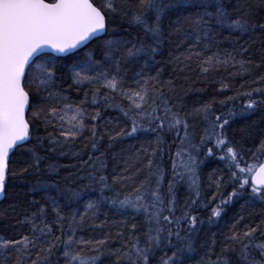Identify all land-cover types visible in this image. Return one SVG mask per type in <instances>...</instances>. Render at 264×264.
Wrapping results in <instances>:
<instances>
[{
    "label": "snow or ice",
    "instance_id": "6c2138e0",
    "mask_svg": "<svg viewBox=\"0 0 264 264\" xmlns=\"http://www.w3.org/2000/svg\"><path fill=\"white\" fill-rule=\"evenodd\" d=\"M259 6H264V0L259 4L254 0H0V197L15 179L41 172L46 157L39 150L45 140L47 152L71 154L79 161L63 165L71 169L63 177L55 165L44 169L52 182L33 185L32 191L43 192V202L30 201L34 210H26L20 221L27 232L19 239L0 242V258L5 264L9 258L14 264H61V256L63 264H98L108 237L85 239L80 233L87 226L103 227L96 219L105 204L123 210L132 220L130 224L125 221L127 235L123 229L116 234L122 241L115 250L117 264H187V257L195 251L197 225L203 224L193 211L197 205L207 207L201 201L198 170L203 161L198 156L213 141L222 153L219 159L225 161L228 178L213 181L217 191L212 200L218 195L221 198L211 208L209 223L221 217L222 205L244 195L250 197L249 203L264 205V162H260L264 142L258 149L260 155L253 153L252 162L245 161L242 147L225 134L229 119L216 115L211 102L183 111L177 86L171 79L163 81L162 70L157 68L165 40L176 34L191 41L182 62L196 59L202 73L223 67L236 68L232 76L251 75L253 68L264 66V56L258 62L245 59L249 50L242 44L236 43L224 55L205 56L204 52L219 44L217 36L224 31L229 38H251L257 29L264 32V17L255 19ZM174 10L179 11L175 27L170 23L166 33L165 19ZM117 18L128 26L120 34L112 26ZM80 52H84L83 58ZM68 60L72 61L70 87L78 92L87 87L76 102L62 87ZM246 84L249 82L244 81L241 88ZM228 87L222 83L221 90ZM237 96L246 98L241 114L264 105V74L254 77L249 88ZM109 108L118 110L125 121L98 124L101 110ZM228 115L235 113L230 109ZM190 119L207 125L198 142L196 125ZM38 125L46 136L39 134ZM140 134L152 135L124 161L122 171L111 177L105 174L104 153L94 156L104 137L111 147L116 140ZM167 134L173 135L177 147L174 155L167 147L171 179L165 190ZM78 140L91 149L87 160L73 148ZM214 154L213 147L206 148V156ZM181 182L191 195L178 206L176 188ZM117 185L128 191L118 190ZM225 186L232 188L226 197L220 191ZM88 192L99 195L85 198ZM257 231L264 236V221L255 227L246 225L242 234L233 225L225 238L240 246L239 255L246 264H264V242H256ZM215 244L213 236L212 249ZM85 249L96 255H86ZM228 250L226 243L215 260L209 255L200 264H228L223 255ZM253 250H258L260 260L251 255ZM4 252L10 257H4Z\"/></svg>",
    "mask_w": 264,
    "mask_h": 264
},
{
    "label": "trees",
    "instance_id": "16d2710c",
    "mask_svg": "<svg viewBox=\"0 0 264 264\" xmlns=\"http://www.w3.org/2000/svg\"><path fill=\"white\" fill-rule=\"evenodd\" d=\"M254 2L259 4V0H254ZM256 13L255 19L259 21L264 17V6L257 7ZM178 14L179 11L174 10L169 13L168 17L165 19L164 28L166 33L168 32L170 23L175 27V20ZM184 14L186 15L187 13L185 12ZM112 26L116 29L118 34L121 33V28L128 27L120 18H117ZM128 30L132 31L130 28ZM133 34L135 35L134 32ZM217 40L219 44L205 51V56L217 52H219L220 55H224L226 51L232 52L236 43L242 44L248 48L249 51L245 54V59L251 57L252 60L258 62L261 56H264V32H261L259 29L251 34V38H249L248 35L243 37L235 35L229 38L228 32L224 31L217 36ZM190 46L191 41H183L181 37L176 34L171 35L170 41L167 39L165 40L162 52L157 57L159 60L157 68L162 70L161 79L163 81L171 79L177 86L179 96L182 98L183 111L191 112L194 107H199L202 104L211 102L212 111L216 115H222V118L227 117L229 119L228 125L225 126V134L228 140L237 147H242L245 161L252 162L251 157L253 153L259 156V146L264 142V105L259 106L254 111H250L248 114H241L246 98L237 96V93L247 90L254 77L264 74V66L259 69L253 68L251 75L243 77L230 75V73L237 71L236 68L225 69L221 67L215 71L202 73L196 59L190 62H182ZM79 55L83 58L84 52H80ZM71 64L72 61L68 60L66 62V67L63 69L62 87L67 90V94L70 96L71 100L76 102L83 98L84 91L87 90V87L79 92L74 86L70 87L72 84ZM181 69H183V71H181ZM152 74L154 75L155 71H153ZM129 76H131V73H129ZM244 81H248L249 84H246L245 88L242 89L241 84L244 83ZM58 83L60 82L58 81ZM222 83L228 84L229 87L221 90ZM129 84H131L130 79ZM256 86L257 85H251V87ZM233 96L237 98L234 100L228 99V97ZM254 98L257 100L262 99V97L255 95ZM222 101L223 103H221ZM230 109L233 110L235 115H228ZM91 111L92 108L89 107V112ZM125 119L126 118H124L118 110L109 108L101 110V119L98 120L97 123L103 124L105 121L111 120L113 124H115L117 120L123 122ZM190 123L196 125L194 131L198 142L199 136L202 134V128L207 125L199 119H190ZM37 127L39 134L41 136H46L43 126L38 125ZM51 130L52 129L49 128V131ZM100 130L102 131V129ZM151 135L152 134H140V136L136 138L116 140L112 143L111 147L108 146L109 141L107 136H105L100 142L99 151L94 153V156L100 155L101 152L104 153L103 158L107 164L105 174L111 177L113 173H119L123 170L124 161L128 159L134 151L139 149L141 144ZM164 138L167 141L164 157V166L168 172L165 181L166 190L167 180L171 179V162L168 159L167 147L170 146L171 152L174 155L177 145L172 143L174 138L173 135L167 134ZM145 146L147 145L145 144ZM207 147L214 148L215 154L213 156L205 155ZM47 148L48 144L47 140H45V146L43 149H40L39 152L40 155L45 156L46 159L41 163V172L39 174L17 178L10 183L5 199L0 205V242L19 239L22 233L27 232V226L21 224L20 221L26 214V210H34V206L30 204V201L41 200L43 196V192L41 191H32L33 185L38 181L52 182V178L44 171L47 165L51 164L57 166L59 168L60 177H63L71 170L62 167L63 165L79 163L71 154L60 155L59 152L49 153L47 152ZM73 148L80 151L82 153V158L87 160L88 153L91 152V149L90 147L85 148L82 140H78L77 143L73 145ZM65 151H67V149H65ZM221 154L222 153L218 149H215L213 141L202 148L198 156V159L203 161L198 170L201 201L203 204L207 205V207L197 205L196 209L193 211V214L197 215L199 220L203 221V224L197 225L198 232L193 236L195 251L187 257V264H200L202 259L207 261L209 255L212 260H215L226 243L229 250L223 255L227 258L228 264H246L239 255L240 246L238 244H233L231 241H226L225 238L231 235L233 225H235V230L242 234L246 225L255 227L264 221V205L259 201L249 203L250 197L244 195L235 199L230 205H222L224 211L221 217L216 218L214 223H209L211 208L219 204L221 198L218 195L215 200H212V194L217 191L213 181L220 176H223L225 180L228 178V169L225 161L219 159ZM260 162H264V156H261ZM72 186L76 187L77 185ZM116 187L122 192L128 191L126 188L121 189L119 185ZM220 191L226 197L227 193L232 191V188L230 186H225ZM52 194L55 195V192ZM176 194L178 206H183L191 195L185 182H181L177 185ZM98 195V192H88L85 198L95 199ZM121 198L123 197L121 196ZM41 202L43 201L41 200ZM241 217H243L242 220L240 219ZM140 219L142 220V218ZM125 221H127L128 224L132 223L131 218L127 216L123 210H118L111 205L105 204L102 206L100 214L96 219V223H103V227L93 228L87 226L85 230L80 233L85 239L108 237L109 243L103 249V255L100 256L98 264H117L115 250L121 247L122 241L116 234L119 230L123 229L125 235H127L128 229ZM237 221H239V223H237ZM213 236H215L216 240L214 249L210 246ZM255 239L256 242H264V236L261 235L260 231H257L255 234ZM61 252L62 250L58 251L57 255L60 256ZM84 252L86 255H96L95 252L89 251L88 249H85ZM168 254L171 255V252ZM251 255L257 260L261 259L258 250H253ZM3 256L10 257V253L4 252ZM157 259H159V254ZM0 264H5L3 258H0ZM7 264H14V260L9 258ZM61 264H63L62 256Z\"/></svg>",
    "mask_w": 264,
    "mask_h": 264
},
{
    "label": "water",
    "instance_id": "95a60500",
    "mask_svg": "<svg viewBox=\"0 0 264 264\" xmlns=\"http://www.w3.org/2000/svg\"><path fill=\"white\" fill-rule=\"evenodd\" d=\"M5 199V195L3 197H0V205L2 204V202L4 201Z\"/></svg>",
    "mask_w": 264,
    "mask_h": 264
}]
</instances>
